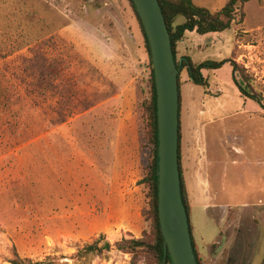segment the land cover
Returning <instances> with one entry per match:
<instances>
[{"label":"rangeland","instance_id":"rangeland-1","mask_svg":"<svg viewBox=\"0 0 264 264\" xmlns=\"http://www.w3.org/2000/svg\"><path fill=\"white\" fill-rule=\"evenodd\" d=\"M227 1L192 0L211 13ZM193 38L194 63L224 62L202 72L207 88L180 73L194 247L200 264H264V0L245 4L225 32ZM32 75L35 100L22 82ZM150 88L128 0H0V264L13 250L44 264H131L115 244L150 231L141 184ZM99 238L110 251L84 254Z\"/></svg>","mask_w":264,"mask_h":264},{"label":"trees","instance_id":"trees-1","mask_svg":"<svg viewBox=\"0 0 264 264\" xmlns=\"http://www.w3.org/2000/svg\"><path fill=\"white\" fill-rule=\"evenodd\" d=\"M252 0H228L225 5L217 12L211 13L204 8H200L194 5L192 0H158L168 34L170 36L171 47L173 58L178 69V90H179V139H178V159H179V171L181 177V196L183 205L186 209L189 227L191 233V240L194 249L196 263L200 264L197 252L194 247L192 229L190 222V205L188 201V195L185 189L184 181L181 173V164H180V73L185 71L189 79V83L194 86L207 88V80L203 78L202 72L206 71L212 73L220 69L224 62H215L211 60H206L200 63H194L190 58H181L177 59L176 47L177 44L185 38V35L188 32H195L199 36H203L209 33H222L228 30L236 17L237 13L242 11V7ZM132 11L136 17L140 30L142 32L145 48L148 53L149 58V69H150V100L144 107V113L146 115V128L145 135L149 148V157L150 160L145 168V175L141 180V184L145 185L148 189L147 199H148V209L145 211L144 217L150 222V231L145 233L141 239H132V240H121L115 244L117 250L122 251L123 253L131 254L133 260L139 254L146 260V264H162L164 254H163V239L160 233L158 214H157V123H156V94H155V85L153 78V71L151 66L150 52L148 48V43L146 36L144 34L141 22L135 11L133 3L131 0H128ZM181 18L182 23H178L177 20ZM231 67L233 71H238L236 64L232 63ZM245 82L243 74L240 76ZM29 79V78H26ZM23 80L27 92L30 93L29 98L35 100L36 96L34 95L36 85V78L32 75L28 80ZM28 81V82H26ZM31 87V88H30ZM239 91L242 95L247 96L257 104H260V101L257 97L251 96L248 92L245 91L239 86ZM48 134V133H47ZM103 238H99L93 244L86 246L83 249L84 254H99L103 251H110L111 245L108 242H104L103 246L99 247V244L103 241ZM9 264H44L43 262H33L30 259L20 258L18 253L13 250L12 258L8 261ZM165 264H171L169 255L166 256Z\"/></svg>","mask_w":264,"mask_h":264},{"label":"water","instance_id":"water-1","mask_svg":"<svg viewBox=\"0 0 264 264\" xmlns=\"http://www.w3.org/2000/svg\"><path fill=\"white\" fill-rule=\"evenodd\" d=\"M147 39L156 94L157 214L163 262L197 264L181 196L178 159L179 86L170 36L158 0H131Z\"/></svg>","mask_w":264,"mask_h":264},{"label":"crops","instance_id":"crops-1","mask_svg":"<svg viewBox=\"0 0 264 264\" xmlns=\"http://www.w3.org/2000/svg\"><path fill=\"white\" fill-rule=\"evenodd\" d=\"M190 36H188V35ZM185 36V39L180 41L178 44H177V47H176V54H177V58L180 60L181 58H190L191 61L194 62V58H193V52H192V49H194V43H195V40L193 38V35H196L197 37H202L204 38V36L206 35H209V34H217V33H209V34H206V35H203V36H199L197 35L195 32H188ZM187 41L191 42L189 44H187ZM194 41V43H193ZM196 45V44H195ZM189 84V83H188ZM199 160H197L196 156L194 157V160H193V172L197 174V187H198V191H199V204L200 205H206V203L204 204L202 202L205 201L204 199V191H205V188L203 186V183L201 182V171L199 169V163H198ZM186 189H187V192H189V186H188V182H187V179H186ZM190 193V192H189Z\"/></svg>","mask_w":264,"mask_h":264},{"label":"flooded vegetation","instance_id":"flooded-vegetation-1","mask_svg":"<svg viewBox=\"0 0 264 264\" xmlns=\"http://www.w3.org/2000/svg\"><path fill=\"white\" fill-rule=\"evenodd\" d=\"M202 88V87H201Z\"/></svg>","mask_w":264,"mask_h":264}]
</instances>
